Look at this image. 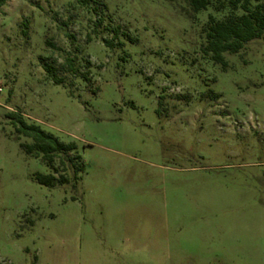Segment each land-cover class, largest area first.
<instances>
[{
  "label": "rangeland",
  "instance_id": "obj_1",
  "mask_svg": "<svg viewBox=\"0 0 264 264\" xmlns=\"http://www.w3.org/2000/svg\"><path fill=\"white\" fill-rule=\"evenodd\" d=\"M181 5L1 8L0 264H264V38L224 67L202 28L230 9ZM12 113L80 160L28 155Z\"/></svg>",
  "mask_w": 264,
  "mask_h": 264
},
{
  "label": "trees",
  "instance_id": "obj_2",
  "mask_svg": "<svg viewBox=\"0 0 264 264\" xmlns=\"http://www.w3.org/2000/svg\"><path fill=\"white\" fill-rule=\"evenodd\" d=\"M9 0H0V10ZM79 4L88 6L94 0H77ZM176 1V0H170ZM187 6L181 5V9L190 18L195 16L202 10L214 7L215 12H221L226 8L230 11L223 18H218L214 14H210L207 22L202 28V51L211 57V59L224 67H227L225 53H239L247 43L257 38H264V0H185ZM97 9V7H96ZM101 20L97 22V26ZM119 32V29H116ZM109 45H113L112 41L106 40ZM69 70L77 72L74 60L67 57ZM51 72L52 67H48ZM88 81L90 79L86 77ZM56 84H62V80L54 76ZM11 116L19 124L18 132L32 139V143H22L25 152L33 157L41 158L48 166H53L56 158L62 155L73 162L75 165L80 160L77 153V145L74 142H63L50 132L42 129L39 125L30 124L18 113H12ZM75 152L72 156L70 153ZM82 165L77 169L82 171ZM36 179L39 183L48 187H54L59 182L66 181L65 177L57 180L50 174H37Z\"/></svg>",
  "mask_w": 264,
  "mask_h": 264
}]
</instances>
